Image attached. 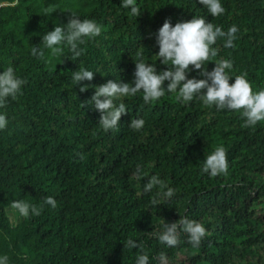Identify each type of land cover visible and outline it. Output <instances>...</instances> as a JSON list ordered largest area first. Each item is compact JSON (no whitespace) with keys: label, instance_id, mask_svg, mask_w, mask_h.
I'll list each match as a JSON object with an SVG mask.
<instances>
[{"label":"trees","instance_id":"trees-1","mask_svg":"<svg viewBox=\"0 0 264 264\" xmlns=\"http://www.w3.org/2000/svg\"><path fill=\"white\" fill-rule=\"evenodd\" d=\"M220 2L225 11L213 17L199 0H136V17L122 0H0V72L11 66L25 81L0 107L8 120L0 130V256L8 264H136L141 249L128 247L129 239L143 245L148 264H264V121L243 127L240 112L197 97L181 103L166 92L145 104L137 93L122 98L126 113L105 131L90 101L108 80L132 82L138 53L157 72L166 70L155 33L165 19L175 25L194 15L224 31L238 28L234 47L221 38L212 46L217 56L206 62L208 71L229 59L230 83L246 72L253 91L264 88V0ZM49 6L56 10L45 14ZM70 10L95 20L101 34L79 45V58L67 45L53 56L42 37L67 24ZM34 46L43 58L31 54ZM80 67L93 72L83 92L72 79ZM187 75L204 78L199 70ZM133 118L145 121L141 130L128 127ZM217 146L226 150L227 175L202 174ZM153 175L166 187L145 192ZM167 188L171 198L162 196ZM48 196L55 208L44 203ZM13 201L42 211L13 223ZM180 217L205 226L199 247L183 231L175 247L158 240L163 224Z\"/></svg>","mask_w":264,"mask_h":264},{"label":"clouds","instance_id":"clouds-1","mask_svg":"<svg viewBox=\"0 0 264 264\" xmlns=\"http://www.w3.org/2000/svg\"><path fill=\"white\" fill-rule=\"evenodd\" d=\"M199 3L207 8L213 17L222 15L225 11L220 0H199ZM121 6L130 9L132 16L138 17L141 13L136 4V0H122ZM55 6L45 8V14L55 11ZM72 15L67 24H56L53 30L47 31L42 37L45 48L51 50V54L56 56L62 54L63 45H67L74 58H79L84 52L79 45L86 43V39H94L99 36L102 26L90 18L81 19L80 16L70 10ZM238 28L232 25L227 31L222 30L211 22H207L203 16L194 15L191 19L177 22L173 25L170 19H165L163 25L155 33L156 43L159 46L157 56L160 62L167 65L166 70L157 72L155 64L146 63L143 55L138 53L133 60L135 64L134 79L132 82L122 80H108L99 86H95V92L91 97V105L101 113L99 124L103 130L108 131L118 126L121 115L126 113L127 108L122 98L133 97L137 93H142L145 104L158 101L168 93H176L175 99L181 103L190 102L194 97L199 98L205 106H215L217 110H229L240 112L245 119L243 127L255 126L258 122L264 121V88L253 91L251 83L248 81L247 73L234 76L233 78L226 69L233 67V62L229 59L215 61V67L208 71L206 62L212 61V57L217 56V49L212 47L218 38L224 40L225 48L234 47L233 41ZM31 54L34 57L43 58L44 51L38 47H32ZM190 66L192 68L190 69ZM190 70H199L200 76L188 78ZM73 83L80 85V91H86L88 85L81 84L82 81H91L93 72L84 67L78 71H73ZM165 81H168L165 87ZM25 81L16 76L13 67L0 72V107H4L7 98L15 99L21 92ZM117 101H120L117 103ZM8 120L5 114H0V130L7 127ZM145 121L142 118H133L128 125L134 131H139L144 127ZM201 172L212 177L228 173V161L226 150L223 146L215 147L206 156ZM136 179L143 175L141 169L137 168L134 173ZM166 187L158 176L153 175L144 185V191L150 192L154 186ZM174 195L172 188L162 193L165 198ZM44 203L52 208L57 206L56 200L45 197ZM152 203L158 205L153 199ZM12 207L19 213L28 217L40 215L42 206L30 205L25 201H13ZM163 230L157 234L161 243L170 247L179 244V234L181 231L187 234L188 243L193 247H199L202 239L207 235L205 226L187 217H180L172 223H164ZM128 247L140 248L136 264H148L149 257L143 254V245L129 239ZM164 261L163 254L159 257ZM0 264H8V257L0 256Z\"/></svg>","mask_w":264,"mask_h":264},{"label":"rangeland","instance_id":"rangeland-1","mask_svg":"<svg viewBox=\"0 0 264 264\" xmlns=\"http://www.w3.org/2000/svg\"><path fill=\"white\" fill-rule=\"evenodd\" d=\"M9 214L11 216L13 223H17L23 218V216L19 213V211L17 209H14L13 207L9 209Z\"/></svg>","mask_w":264,"mask_h":264}]
</instances>
